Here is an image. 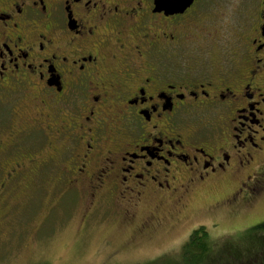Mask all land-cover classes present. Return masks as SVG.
<instances>
[{
	"label": "flooded vegetation",
	"instance_id": "flooded-vegetation-1",
	"mask_svg": "<svg viewBox=\"0 0 264 264\" xmlns=\"http://www.w3.org/2000/svg\"><path fill=\"white\" fill-rule=\"evenodd\" d=\"M241 2L0 0V128L45 142L27 164L58 172L62 197L113 203L141 232L195 189L227 188L213 208L249 214L264 198V0Z\"/></svg>",
	"mask_w": 264,
	"mask_h": 264
},
{
	"label": "rangeland",
	"instance_id": "rangeland-1",
	"mask_svg": "<svg viewBox=\"0 0 264 264\" xmlns=\"http://www.w3.org/2000/svg\"><path fill=\"white\" fill-rule=\"evenodd\" d=\"M207 1L208 9L224 14L234 10L231 5L242 3ZM7 130V126L0 128V148L15 138L19 150L0 155L4 171H0V186L11 165L18 162L22 167L0 187V264H176L183 259L182 245L201 226L213 244L200 264H264V198L246 207L249 214L224 216L221 208L213 207L227 188L195 189L185 196L187 206L180 216L171 205L165 206L163 222L141 232L140 224H122L113 217V203L96 201L98 208L89 210L80 195L62 197L58 172L35 170L34 163L27 164L42 147L46 155L45 142L34 137L27 145L23 136L9 137ZM188 256L193 262L195 254Z\"/></svg>",
	"mask_w": 264,
	"mask_h": 264
},
{
	"label": "trees",
	"instance_id": "trees-1",
	"mask_svg": "<svg viewBox=\"0 0 264 264\" xmlns=\"http://www.w3.org/2000/svg\"><path fill=\"white\" fill-rule=\"evenodd\" d=\"M213 244L211 238L208 236L207 230L204 226L197 227L192 230V233L188 236V239L185 241V243L182 245V257L183 259L176 263V264H200L202 261L203 253L205 250H208V245L211 247ZM209 253V250L207 251L205 257ZM189 254H195V259H193V262H190L189 260ZM264 255V254H263ZM262 257V261H264V257ZM187 258L189 260H187Z\"/></svg>",
	"mask_w": 264,
	"mask_h": 264
},
{
	"label": "water",
	"instance_id": "water-1",
	"mask_svg": "<svg viewBox=\"0 0 264 264\" xmlns=\"http://www.w3.org/2000/svg\"><path fill=\"white\" fill-rule=\"evenodd\" d=\"M191 2L190 0H154V6L158 11L164 10L165 13L171 14L172 12H182L191 5Z\"/></svg>",
	"mask_w": 264,
	"mask_h": 264
},
{
	"label": "snow or ice",
	"instance_id": "snow-or-ice-1",
	"mask_svg": "<svg viewBox=\"0 0 264 264\" xmlns=\"http://www.w3.org/2000/svg\"><path fill=\"white\" fill-rule=\"evenodd\" d=\"M190 2H191V0H190Z\"/></svg>",
	"mask_w": 264,
	"mask_h": 264
}]
</instances>
